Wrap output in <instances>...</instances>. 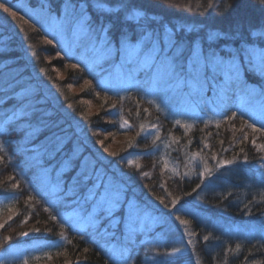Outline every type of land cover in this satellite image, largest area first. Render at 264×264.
<instances>
[{
	"label": "trees",
	"instance_id": "obj_1",
	"mask_svg": "<svg viewBox=\"0 0 264 264\" xmlns=\"http://www.w3.org/2000/svg\"><path fill=\"white\" fill-rule=\"evenodd\" d=\"M102 1L110 5L121 2L128 11L143 12L144 18L138 24L135 20H130L128 14L122 10L101 12L92 7L93 0H7L18 16L14 18L0 9V16L16 31L11 32L7 26L0 24V80L5 73H12L25 66L28 53L37 70L43 72V78L53 85L61 103L82 119L86 138L83 155L90 154L104 175L109 173L119 177L111 170L113 165L126 175L130 184L125 182L119 184V187L122 189L123 199L128 203L116 209L111 224L102 220L95 226L73 222L63 213V210H72L73 206H85L92 210L90 201L85 199L88 196L87 189H78L79 192L76 191L74 195L68 194L66 198L71 199L72 204H64L59 206L60 208L52 206L38 190L35 180L38 166H46L47 163L27 160L28 154L35 150L34 146L38 145L50 130L42 129L35 138L22 140L25 129L18 125L26 118L24 110L20 109L21 103L13 92H5L0 88V142L3 144L0 148V156L3 157V160H0V202L7 204L13 198L16 200L13 219L0 229V238L11 236V240L0 249V262L21 264L24 257L41 256L39 261L32 264H64L66 259L72 264H122L123 257L120 252L126 250L124 255L131 256L135 264H183L192 259L191 256H196L201 264H216V260L223 259H227L229 264H242L245 256L249 261L257 259L264 264V249L258 251L253 248V245L259 247L260 243H264V237L247 239L235 236L229 227L231 224L245 225L258 219L262 222L264 219V202L249 203L253 195L264 187L255 171L258 154L251 140L255 136L257 142L261 143L264 142V136L253 133L244 126L245 121H254L239 107V102L253 92L258 93L259 100L264 105V95L261 94L264 91V76L257 72L242 71L240 82L236 85L241 95L234 96L225 91L226 95L215 103L208 115L176 119L160 107L158 111V106L149 103L151 100L142 94L141 88L131 87L125 92L114 90L106 82L110 76L109 70L102 65L90 66L88 61L68 53L60 41L47 32L27 8L35 13L46 10L60 16L63 8L69 3L85 6L84 10L89 15L91 24L96 29H99L100 25L108 29L104 33L113 46L125 34L130 41H136V37L146 31L148 35H145L142 41L141 54L133 63L138 71L135 77L136 82L140 83L138 86L143 84L147 77L153 76L155 67H149L153 58L145 52L149 48L153 50L155 39L161 41L165 32L176 42L198 44L204 52L216 51L229 60V50L238 49L242 44L239 36L235 35L237 26L242 24L245 29L250 26L258 27L264 18V11L256 4V0H228L232 5L228 11L224 10L222 0H214L216 7L213 8L208 6L209 0ZM19 16H23L28 23L24 24ZM210 32L220 35L215 41H210L207 38ZM245 35L250 43L255 42L257 47H264V38L252 37L247 33ZM149 39L150 41H147ZM49 40L52 41L51 44L47 43ZM148 60L151 63H145ZM74 64L77 65L76 68L71 67ZM244 65L247 66L246 60ZM214 77L218 79L217 76ZM230 84L236 82H224V86ZM71 87H79L80 90L74 92ZM122 97L124 99H121ZM91 106L95 109L91 110ZM233 112L237 114L236 118L227 120L225 117L231 116ZM124 120H127L131 127H122ZM176 121L180 123L177 124ZM141 124L145 126V131L137 136ZM152 125L158 126L160 130L158 149L152 147L155 135ZM256 126L260 127L261 123H256ZM245 133L249 137L247 141L243 140ZM100 141H103V144ZM129 141L133 142L132 147H129ZM164 144L169 147L165 148ZM205 144L208 147H204ZM67 145L71 147V141ZM105 148L108 149L107 152L104 151ZM99 153L104 156L103 159ZM197 153L200 155L196 156L195 161H190L189 158ZM245 154L249 156L250 163L243 162ZM214 155L218 160L235 158L236 162L217 167L216 161L212 159ZM201 157L207 160L212 169L211 176L199 175L203 171ZM128 160H133L140 167L129 165ZM165 160L168 162L167 167L164 166ZM76 171L77 166L65 172L69 184ZM144 172L149 175L144 176ZM13 185L19 187L13 190ZM68 191L69 187H66L63 193ZM228 192L232 195L227 196ZM29 195L35 199L27 200ZM158 197L163 198L164 204L160 203ZM175 197H180L175 207L192 204L196 197L202 200L203 205L198 206L201 209L199 217L187 216L183 212L179 214L189 221L190 230L195 233L192 236L190 254L164 260L150 249L155 247L159 252H164L169 244L149 246L147 243H141L146 234L152 235L160 227L145 231L137 225V220L133 228L129 229L127 208L131 202L144 212L156 211L167 215L166 212L173 208L171 200ZM151 203H156L155 205L164 211L151 206ZM165 204L168 205L167 208ZM46 207L51 211H45ZM9 214L6 207L0 206V223L6 220ZM51 215H56L57 219L51 220ZM26 216L27 222L22 223ZM126 228L130 231H126ZM21 232H27L28 235L21 236ZM61 232L64 233V240L60 239ZM208 233H211L213 238L204 242L202 237ZM125 236L128 241L124 239ZM237 243L243 246L239 253L235 249ZM119 244L121 246L117 250ZM228 246L233 250L225 257V248ZM85 248L88 249L87 252H84ZM9 249H17L20 252L11 255L8 253ZM116 251H119V255ZM45 252H50L52 258L44 257ZM57 252L66 255L57 256Z\"/></svg>",
	"mask_w": 264,
	"mask_h": 264
},
{
	"label": "rangeland",
	"instance_id": "obj_2",
	"mask_svg": "<svg viewBox=\"0 0 264 264\" xmlns=\"http://www.w3.org/2000/svg\"><path fill=\"white\" fill-rule=\"evenodd\" d=\"M102 2L106 5L105 11H109V9L113 12L122 10L129 17L130 13L128 12L131 11L127 10L125 4L116 2L114 5H110L104 1ZM27 10L39 20L47 32L53 34L60 41L68 53L88 61L90 66L102 65L107 71L109 70L110 76L106 82L114 90L125 92L131 87L141 88L142 94L146 98L154 101L157 106L176 119H190L195 116L204 117L208 115L214 108L215 103L226 95L225 91L234 96L241 95V91L236 88L239 82L224 86V82H226V67L214 69L209 65L206 68L202 60L200 65L194 68L191 57L192 48L195 46L198 51L203 50L198 44L191 45L188 42H176L167 32L163 34L161 41L158 38L155 39L153 50L149 48L145 52L147 56L156 57V53L161 48L163 49L161 55L171 54V56L175 57L178 50L182 54L175 60V76L166 83L161 84L156 90H153L155 72L152 77H147L146 81L138 86L140 83L135 80L138 71L133 66L136 57L126 60L115 52L114 47L112 50L105 49L104 39H108L106 33H100L99 29H96L93 25V31H88L81 23H78L80 8L73 13L72 8L65 6L60 16L55 13H49L46 10L40 13H35L30 8H27ZM65 13L68 14L67 19H65ZM84 18L89 20V15L85 10ZM0 24L7 26V29H10L11 32H16L3 16H0ZM143 39L140 42L141 44ZM147 41H150V39ZM131 43L136 44V41H131ZM173 44L177 47H173ZM102 49H104L103 52ZM204 54L207 55L209 52H204ZM26 61L25 66L14 70L12 73H5L0 80V88L5 92H13L21 103L20 109L24 110L26 118L18 125L20 128L25 129L22 140L28 141L35 138L42 129L48 128L50 130L40 143L34 146L35 150L28 154L27 157L29 161L47 163L46 166H38L35 178L38 190L45 195L47 201L54 207L72 204V200L67 199L66 196L70 193L74 195L78 189H73L75 184L73 178L70 184L66 181L65 172L75 166H77V171L73 177L82 168L86 167L89 172L95 170V173L100 175L105 182L110 181L117 186L128 182L126 175L118 167L111 166V170L119 176L118 178L109 173L104 175L97 168L96 162L90 154L83 155L86 138L82 119L74 115L67 106L61 103L58 94L52 87L53 85L43 78V72L37 70L28 53L26 54ZM145 63H151V61L148 60ZM214 76H217L218 79ZM78 88L71 87L70 89L78 92L80 90ZM261 106L259 95L254 92L248 94L245 99L239 102V107L246 111L252 120L253 117L250 113L255 112V120H253L255 123H260ZM92 109H95L94 106H91ZM70 141L72 143L71 147L67 145ZM56 145H59L60 150L54 153L53 150ZM73 153L76 155L72 159L71 164L61 168V162L72 157ZM99 156L102 159L104 157L100 153ZM93 179H95V176H93ZM125 184L128 185L130 183ZM66 187H69V191L63 193ZM88 187H91V185ZM77 199L78 197L75 198V200ZM129 204H131L133 209V222L128 221L127 223L129 229L130 227L133 228L134 222L137 220L139 221L137 225L144 228L145 231L160 227L155 230L154 234H146L141 243H147L149 246L169 244L167 251H170L173 247L185 248L184 252L175 256H158L160 259L166 260L175 258L178 255L190 254L192 244L189 245L188 240L193 239L185 234V226L181 225L175 219V216L183 212L187 216L199 217L201 209L198 206L203 205L199 197H196L192 204L179 205L170 209L166 212L168 216L156 211L144 212L140 208H136L134 203L129 202ZM155 204L151 203L150 205L160 211H164ZM91 211L85 206H73L72 210H63V213L71 221H79L85 224L87 222L84 218ZM221 220L227 222L224 218H221ZM259 220L245 225L231 224L229 226L230 231L235 236L247 239L259 236L264 237V219L262 222ZM129 229L126 228V231L129 232ZM187 229L191 232L189 224ZM124 239H127V237L125 236ZM118 242L120 241L118 240ZM120 246L121 244L116 249L119 250ZM18 252L20 250L17 249H9L8 251L11 255H17L19 254ZM116 252L118 254L119 251ZM191 258L183 264H196L198 260L196 256H191Z\"/></svg>",
	"mask_w": 264,
	"mask_h": 264
},
{
	"label": "snow or ice",
	"instance_id": "obj_3",
	"mask_svg": "<svg viewBox=\"0 0 264 264\" xmlns=\"http://www.w3.org/2000/svg\"><path fill=\"white\" fill-rule=\"evenodd\" d=\"M224 4V10L228 11L232 5L228 3V0H222ZM256 4L259 5L260 9L264 11V0H256ZM210 8L216 7L214 0H209ZM66 7H70L73 10V13H75L76 8H80L79 12V18L78 23H81L88 31H93L92 24L90 20H86L84 18V8L85 6H80L75 3H69L66 5ZM93 8L103 12L106 9V5L102 2V0H94V3L92 5ZM0 9L3 10L4 13L10 14L12 17H17L18 13L17 11L13 10V7L9 6L7 0H0ZM110 11V9H109ZM67 13H65V19H67ZM24 24L28 23V20H26L23 16L18 17ZM144 18V13L140 11H131L129 14L130 20H135L138 24L141 23V21ZM108 29L104 25H100L99 32L104 33L107 32ZM245 33L247 35H250L252 37H262L264 38V18H262L260 24L258 27H249L248 29H245L244 26L238 25L236 28L235 35L239 36L240 40L242 41L241 47L235 50H229L228 55L230 56L229 60H225L224 56H222L220 53L216 51H210L209 54L205 55L203 50H197L195 46H193L191 51V57L193 61V66L198 67L203 60L205 67L211 66L214 69H223L227 68V72L225 73L226 82H240V77L242 71H252L257 72L259 75L264 76V47H257L255 42L250 43L248 39L246 38ZM145 35H148V33L141 32L140 36L136 37V44H132L130 41V38L125 34L122 38L118 39L115 46H113L112 41L108 39H104V48L108 50H112L114 47L115 52L125 58L126 60H131L134 56L139 57L142 51L143 46L141 45V40L144 38ZM220 33H213L210 32L208 34V40L215 41L219 37ZM99 38V37H98ZM47 43L51 44L52 41H47ZM173 47H177L175 44H173ZM104 49H102L103 52ZM163 52V49L161 48L159 52L156 53V57H153V62L149 67H155V77L153 79V90H156L159 88L161 84L166 83L169 79H171L176 74V65L175 60L178 59V57L182 54L179 50L176 53V56L173 57L171 54H164L161 55ZM243 54V55H241ZM240 61L239 63L237 61ZM246 60L247 66L245 67L244 61ZM158 61V62H157ZM72 68H76L77 65H72ZM90 83V82H86ZM254 91V90H251ZM264 95V91L261 93ZM99 95V94H97ZM121 99H124L123 97ZM149 103H155L154 101H150ZM112 107H115V105H112ZM157 110L159 111V106L157 107ZM147 112V109L144 110ZM137 115H139V105H137ZM236 113L233 112L231 116H226L225 118L227 120H233L236 118ZM250 115L253 117V120H255V112H251ZM177 124L180 123V121H176ZM260 123L261 126L257 127L256 123H248L247 121L244 122V126L248 129H251L253 133H260L261 136H264V105L260 108ZM122 127H131V125L128 124L127 120L123 121ZM140 131L137 132V136L141 135L145 131V126L141 124ZM152 127L155 129V135L152 139V147L154 149H158L160 145L157 143V141L161 140V137L159 135V127L156 125H152ZM185 127H191L190 125H185ZM249 139L248 135L245 133L243 136V140L247 141ZM101 144H103V141H100ZM223 143V142H221ZM251 144L253 148H255L258 156H257V163L255 165V171L257 176L259 177V182L261 185H264V142L258 143L257 137L253 136L251 140ZM133 146V142L129 141V147ZM3 147L2 142H0V148ZM164 147H169L168 144H164ZM204 147H208L207 144L204 145ZM60 150L59 145H56L54 147V153L58 152ZM224 151H227V149H223ZM104 151H108L107 148L104 149ZM243 152L244 150L241 149ZM75 153H73L72 157H69L68 159L61 162L60 167L63 168L65 166H69L71 164L72 159L75 158ZM110 155H117V153H110ZM200 155L199 153L194 154L192 157H190V161H195L196 156ZM212 159L216 161V166L221 167L224 165H231L236 162L235 158L233 160H218L217 157L214 155L212 156ZM0 160H3V157L0 156ZM244 163H250L249 156L247 154L243 157ZM127 163L129 165L135 164L133 160H128ZM167 161H164V166L167 167ZM200 163L203 164V171L199 173L201 177L211 176L212 175V169L208 166L207 160L203 157H201ZM135 167L139 168V164H135ZM175 172L176 169H173ZM144 176H148L149 174L147 172L143 173ZM184 175H187V173H184ZM93 176H95V179H93ZM11 179V178H10ZM75 180V184L73 185V188L80 189L81 191L87 189L88 196L85 198L86 201H90V206L92 208V211L87 214V216L84 218L87 223L90 225H97L102 220H107L109 224L112 223L113 213L116 211L117 208L122 207L125 203H128L123 199L122 196V189L113 184L112 182H105L104 179L95 173V170L92 172H89L87 168H82L80 172L77 173L75 177H73ZM91 185L89 188L88 186ZM13 190L19 187V185H13ZM200 185H197V188H199ZM195 191V189H193ZM191 193H186V195H190ZM232 193L228 192L227 196H231ZM225 196V198H227ZM259 197V199H257ZM35 197L29 195L27 197V200L31 201L34 200ZM157 199L160 200L161 204H164V200L161 197H158ZM180 197H175L171 200L172 207L175 208V206L179 203ZM252 202H264V187H262L256 194L253 195L252 200L249 201V203ZM16 203V200L13 198L8 201L7 204H4L3 202H0V206L6 207L9 211V216L6 220H4L2 223H0V229H3L6 224L9 223L13 219V207ZM166 208L168 207L167 204L164 205ZM245 207L247 208L248 205L246 204ZM45 211H51L50 208H45ZM103 213V215H99V213ZM51 220L55 221L57 219L56 215H51ZM28 217H25V220L22 221V223L27 222ZM175 219L179 221V223L183 226H185V234L189 237H192L195 235V233L188 231L187 225L189 224L188 220L183 219L179 214H176ZM128 220L130 222H133V209L131 204H129L128 209ZM61 227L63 228L64 225L62 224ZM35 231H39V229H35ZM21 236H27V232H21L19 233ZM60 239L64 240L65 236L64 233H59ZM212 234L208 233L207 235H204L202 237L204 242H208L210 239H212ZM215 239H219L218 237H215ZM11 240V236H4L0 238V249L4 247V245ZM71 243V241H69ZM193 242L191 239L188 240V244L191 245ZM242 245L240 243H237L235 245V249L237 253L242 249ZM253 248H257L259 251L260 249H264V243H260L259 247L257 245H253ZM233 249L231 246H228L225 248V257H227V254L231 252ZM88 249H84V252H87ZM156 256H175L178 253H182L185 251V248L181 247H173L170 251H164L159 252L155 247L150 249ZM126 250H122L120 252V256L123 257L122 264H135V261L131 258V256H125L124 253ZM60 255H66V253L57 252V256ZM44 257H47L48 259L52 258V255L50 252L43 253ZM41 256H32V257H24L22 258L21 264H32V262H37L41 259ZM215 259V258H214ZM0 264H3V262H0ZM64 264H72L71 261L65 260ZM196 264H200V261L197 260ZM216 264H229L227 259L223 260H216ZM242 264H261L260 260L253 259L249 261L248 257L245 256L244 260L242 261Z\"/></svg>",
	"mask_w": 264,
	"mask_h": 264
}]
</instances>
